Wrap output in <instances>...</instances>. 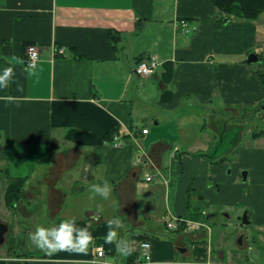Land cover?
<instances>
[{
    "label": "crops",
    "instance_id": "1",
    "mask_svg": "<svg viewBox=\"0 0 264 264\" xmlns=\"http://www.w3.org/2000/svg\"><path fill=\"white\" fill-rule=\"evenodd\" d=\"M220 16L212 0H0V67L14 68L0 88L4 202L5 174L25 180L12 227L74 219L94 237L82 252L15 251L0 264H134L145 241L148 264H264V149L217 162V146L240 126L224 122L221 106L239 122L241 110L264 101L247 62L264 45V12L251 21ZM182 21L197 31L185 33ZM30 45L40 51L34 68ZM151 56L159 70L139 77L138 61ZM104 182L109 198L93 196L91 186ZM246 211L253 242L245 234L235 248L228 229L244 225ZM171 216L179 232L166 229ZM114 217L131 255L104 240Z\"/></svg>",
    "mask_w": 264,
    "mask_h": 264
},
{
    "label": "rangeland",
    "instance_id": "2",
    "mask_svg": "<svg viewBox=\"0 0 264 264\" xmlns=\"http://www.w3.org/2000/svg\"><path fill=\"white\" fill-rule=\"evenodd\" d=\"M220 21H222V20H220ZM260 49L261 50H257V49L256 50L258 51L259 54L264 56V45ZM254 65H255V69H257V71L262 70L264 68L263 66L262 67L258 66V64H254ZM254 65H252V66H254ZM252 66L250 69V74L254 73ZM221 107L222 108H220V115L223 117L224 122H226V124H233V121H234L235 123L239 124L240 126L237 128H234L233 130L227 131L225 138H223V141L220 142V144L217 146V148H220L219 151H220V155H221V157H219L217 162L223 163V162L232 161L238 156L239 151H243L246 149H251V148L264 149V136L261 137V138H263V140H260L258 142L253 141V134L264 132V111H261V110L256 111L257 107H255V106L250 107L248 109H243V110H241V115H240L242 117V120L238 122L237 119H231L230 113L224 111V107H226L225 105L221 106ZM237 108H239V107L237 106ZM196 122H195V124H196ZM195 126L196 125H194V128H195ZM249 136H252V138H250ZM234 137H236V138L239 137V139H240L239 145L237 143L235 152L232 151L231 153H229V150L233 147V138ZM200 138H203V137H200ZM208 138L210 140L213 139L212 136L208 137ZM219 138L220 137H218V140H219ZM213 150H215V149L213 148ZM245 171L247 172V170H244L243 172H245ZM5 186H6V184H5ZM3 189H4V185L0 184V220L2 222L6 223L10 229L9 233L6 235V238H8L10 236H15L17 238V243H16L15 249L17 252H19V254H23V253L33 254L34 251L38 248L30 238L31 233H33L35 231V229H33L32 231H27V232L16 231L13 229L12 225L14 224L15 217L13 216L11 209L8 208L7 205H5L3 192H2ZM8 209L10 212L8 211ZM245 213L246 212H243L241 214V217H243ZM19 220L22 221V220H24V218L19 216ZM254 229L255 228L252 227V224H250L249 226H243L240 224L236 227L229 228L228 230L231 231L229 233V236H231L235 248H238L237 242H238L239 237L242 233H244L248 236V244L252 243L253 240H252L251 234L254 232ZM167 230H169V229H167ZM258 234L259 233H256V236H258ZM10 252H9V248H8L7 243H5L4 245H0V257L1 256H4V257L8 256L10 254ZM243 252L246 253L248 251H243Z\"/></svg>",
    "mask_w": 264,
    "mask_h": 264
},
{
    "label": "clouds",
    "instance_id": "3",
    "mask_svg": "<svg viewBox=\"0 0 264 264\" xmlns=\"http://www.w3.org/2000/svg\"><path fill=\"white\" fill-rule=\"evenodd\" d=\"M14 79L13 66L0 67V88L7 87ZM93 196L99 195L105 199L109 198L111 187L107 182L93 184L91 186ZM115 224L117 227H113ZM119 225L121 220L114 217L109 222V228L104 240L108 244L115 242L117 249L124 255H131L133 252L132 244L119 235ZM31 240L40 249L47 252L60 250L85 251L94 237L87 227H79L74 219H63L52 227L37 226L31 233Z\"/></svg>",
    "mask_w": 264,
    "mask_h": 264
},
{
    "label": "trees",
    "instance_id": "4",
    "mask_svg": "<svg viewBox=\"0 0 264 264\" xmlns=\"http://www.w3.org/2000/svg\"><path fill=\"white\" fill-rule=\"evenodd\" d=\"M212 2L217 7L218 12L221 15V20L233 16L238 19L251 21L257 19L264 12V0H212ZM139 26L140 25L137 24V27ZM140 61H138V63ZM253 72L254 73L251 74L252 77L259 81L264 87V68ZM260 105L256 108V111L261 110ZM114 135L115 134H112L109 138H113ZM263 136L264 132L253 134V138H260ZM5 176L9 180L5 194V202L8 208L15 210L16 206L23 200L25 180L21 178H12L8 174H5ZM181 228L182 227L180 226L177 230H172V232H179ZM15 251L16 249H9V256H14Z\"/></svg>",
    "mask_w": 264,
    "mask_h": 264
},
{
    "label": "built area",
    "instance_id": "5",
    "mask_svg": "<svg viewBox=\"0 0 264 264\" xmlns=\"http://www.w3.org/2000/svg\"><path fill=\"white\" fill-rule=\"evenodd\" d=\"M185 33H195L197 31V27H189V23L187 21L181 22ZM27 65L30 68H34L37 66L39 60H40V51L39 48L36 45H30L27 48ZM160 67V62L156 56H151L145 60L140 61L135 68L136 74L141 78H148L157 73ZM143 134L148 133V129L142 130ZM111 143L115 147H119L123 145V140L120 134H115L113 138L111 139ZM1 145V143H0ZM176 150H178L176 148ZM140 166H145V163L143 160H139ZM145 179L147 181H150L152 179L151 175L149 173L145 174ZM166 226L169 230H177L181 226V220L179 218L171 216L170 218L166 219ZM151 242L145 241L141 243V246L139 248V251L141 253L140 258L136 263L134 264H148L151 263L152 255H151ZM106 255L105 249L100 247L98 249V257H104Z\"/></svg>",
    "mask_w": 264,
    "mask_h": 264
},
{
    "label": "water",
    "instance_id": "6",
    "mask_svg": "<svg viewBox=\"0 0 264 264\" xmlns=\"http://www.w3.org/2000/svg\"><path fill=\"white\" fill-rule=\"evenodd\" d=\"M259 60L260 59L256 53H251L247 57V62L251 65L258 63ZM260 108L261 110L264 111V102L261 103ZM247 176H248V172L246 171L243 172L244 181L247 180ZM242 221L244 225H248L250 223V212L249 211H246V213L242 217ZM9 231H10L9 226L0 220V245H4L5 243H7L9 249L15 250L17 239L15 236H10L6 238V235L9 233Z\"/></svg>",
    "mask_w": 264,
    "mask_h": 264
},
{
    "label": "flooded vegetation",
    "instance_id": "7",
    "mask_svg": "<svg viewBox=\"0 0 264 264\" xmlns=\"http://www.w3.org/2000/svg\"><path fill=\"white\" fill-rule=\"evenodd\" d=\"M257 55H258V57H259V62L258 63H256V64H258V66H264V56H262L261 54H259V53H256ZM249 56V55H248ZM257 70V69H256ZM261 111H263V110H261ZM241 222H243V221H241ZM244 226V225H243ZM245 226H247V225H245ZM245 234L244 233H242L241 235H240V237H239V240L238 241H240V242H243V239H245Z\"/></svg>",
    "mask_w": 264,
    "mask_h": 264
}]
</instances>
